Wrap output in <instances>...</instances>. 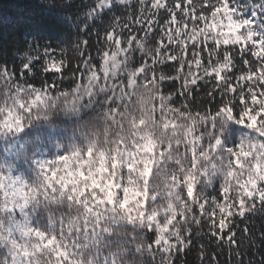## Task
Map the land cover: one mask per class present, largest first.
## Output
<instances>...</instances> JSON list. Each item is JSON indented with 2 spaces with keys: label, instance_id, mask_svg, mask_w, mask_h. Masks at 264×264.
I'll use <instances>...</instances> for the list:
<instances>
[{
  "label": "clouds",
  "instance_id": "1",
  "mask_svg": "<svg viewBox=\"0 0 264 264\" xmlns=\"http://www.w3.org/2000/svg\"><path fill=\"white\" fill-rule=\"evenodd\" d=\"M0 264H264V0L5 10Z\"/></svg>",
  "mask_w": 264,
  "mask_h": 264
},
{
  "label": "trees",
  "instance_id": "2",
  "mask_svg": "<svg viewBox=\"0 0 264 264\" xmlns=\"http://www.w3.org/2000/svg\"><path fill=\"white\" fill-rule=\"evenodd\" d=\"M24 0H0V15H3L5 10L13 9L17 4L23 3ZM29 30L43 36L56 35V21L50 15L37 20L29 25Z\"/></svg>",
  "mask_w": 264,
  "mask_h": 264
}]
</instances>
